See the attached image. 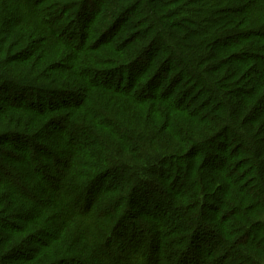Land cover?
<instances>
[{
    "label": "trees",
    "instance_id": "obj_1",
    "mask_svg": "<svg viewBox=\"0 0 264 264\" xmlns=\"http://www.w3.org/2000/svg\"><path fill=\"white\" fill-rule=\"evenodd\" d=\"M0 264H264V0H0Z\"/></svg>",
    "mask_w": 264,
    "mask_h": 264
}]
</instances>
